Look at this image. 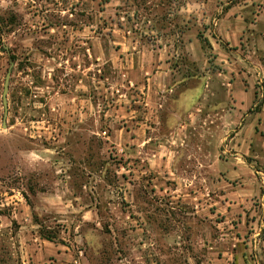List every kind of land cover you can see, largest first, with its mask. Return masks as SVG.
<instances>
[{
	"label": "rangeland",
	"instance_id": "obj_1",
	"mask_svg": "<svg viewBox=\"0 0 264 264\" xmlns=\"http://www.w3.org/2000/svg\"><path fill=\"white\" fill-rule=\"evenodd\" d=\"M239 1L0 0V209L53 169L76 221L92 202L100 214L79 228L87 264H216L224 195L254 175L247 197L264 193V63L218 59L208 40L216 7ZM236 158L246 174L229 182Z\"/></svg>",
	"mask_w": 264,
	"mask_h": 264
},
{
	"label": "crops",
	"instance_id": "obj_2",
	"mask_svg": "<svg viewBox=\"0 0 264 264\" xmlns=\"http://www.w3.org/2000/svg\"><path fill=\"white\" fill-rule=\"evenodd\" d=\"M225 5V8L216 7L221 13L215 20L214 27L212 26L217 36L213 32L208 36L212 52L221 60L243 58L252 63L263 64L264 0H240ZM152 62L151 60L148 68L153 66ZM159 65L158 62L157 66ZM253 65L252 69L256 71L257 67ZM247 87L244 93L248 94L252 103V88L255 86L253 84ZM241 104L243 106V102ZM244 106H249V103ZM252 122L248 120L243 130H247ZM125 129L127 130L126 127ZM236 159L226 170L229 182L242 179L246 174L245 169L242 170L243 166L236 167L238 158ZM50 170L55 174V180L44 183L43 188L26 191L16 208L0 209V264H87L85 248L86 244L93 242V236L84 231L79 232V228L91 226L95 229L99 224L100 214L92 202L80 211L76 221L72 214L74 210L70 207L80 203L77 204V197L70 194V181L64 179V175L57 178L58 171ZM254 177L256 180L253 179L252 188L241 186L242 193L238 189H230L224 195L225 202H221L217 209V214L223 219L222 223L228 227L219 235L221 255L216 264H261V260L264 264V238L260 240L258 237L259 232L264 229V193L257 205L247 197L262 193L257 175ZM231 194L237 197H232ZM45 217L51 222L48 223ZM250 217L252 233L248 231ZM70 223L76 229L71 236L70 230L68 233ZM52 225L57 228L56 235L52 238L43 236L44 226L51 229ZM74 242L81 244L79 260L74 257V251L69 246V243L74 245Z\"/></svg>",
	"mask_w": 264,
	"mask_h": 264
},
{
	"label": "water",
	"instance_id": "obj_3",
	"mask_svg": "<svg viewBox=\"0 0 264 264\" xmlns=\"http://www.w3.org/2000/svg\"><path fill=\"white\" fill-rule=\"evenodd\" d=\"M12 70L10 69L6 75L3 91V103L5 107V116L8 114V92L10 89V79H11Z\"/></svg>",
	"mask_w": 264,
	"mask_h": 264
},
{
	"label": "trees",
	"instance_id": "obj_4",
	"mask_svg": "<svg viewBox=\"0 0 264 264\" xmlns=\"http://www.w3.org/2000/svg\"><path fill=\"white\" fill-rule=\"evenodd\" d=\"M49 238V237H48Z\"/></svg>",
	"mask_w": 264,
	"mask_h": 264
}]
</instances>
